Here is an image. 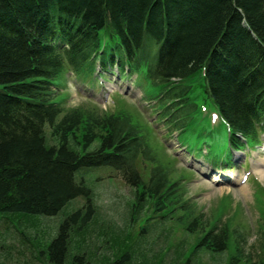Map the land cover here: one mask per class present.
<instances>
[{"label": "trees", "instance_id": "1", "mask_svg": "<svg viewBox=\"0 0 264 264\" xmlns=\"http://www.w3.org/2000/svg\"><path fill=\"white\" fill-rule=\"evenodd\" d=\"M162 3L0 0V84L10 94L0 92V212L47 216L76 197L83 200L59 223L43 250L49 256L45 264L86 259L77 252L70 256V240L71 231L85 226L94 211L91 189L77 175L90 166H109L140 191L134 209H142L148 197L151 214L197 235L180 264L188 263L195 248H230L229 264H264V212L258 260L249 263V255H243L244 234L231 221L221 223L218 216L206 217L197 209L182 172L173 169L172 159L137 112L124 103L112 111L97 105L66 108V95L52 89L54 79L68 68L77 77L90 76L97 59L121 71L128 67L137 82L145 80L146 95L156 100L155 111L167 118L170 129L189 130L198 77L203 98L228 124L231 140L240 144L238 134L252 138L253 118L264 117V0ZM64 13L69 22L58 20ZM121 19L137 33L134 25L147 19V29L156 37L131 40L119 28ZM42 125L50 127L49 137ZM216 209L220 215L222 209ZM107 264H132L131 253H120Z\"/></svg>", "mask_w": 264, "mask_h": 264}, {"label": "rangeland", "instance_id": "2", "mask_svg": "<svg viewBox=\"0 0 264 264\" xmlns=\"http://www.w3.org/2000/svg\"><path fill=\"white\" fill-rule=\"evenodd\" d=\"M105 75L110 81L102 82V87L96 85V92L92 95H90V90H86L82 84L74 80L73 75L69 77L67 85L69 96L65 101V106H85L97 102L102 104V109L109 110L113 109L116 103L109 97L108 102L104 105L102 95L110 93L112 96L118 93L130 109L137 108L144 113L143 118L154 120L153 115L151 117L153 110L150 108L153 103H146L142 99L140 89L131 83L133 76L119 81L117 75H113L112 78H109L108 73ZM68 76H70L69 73ZM54 81L61 86L65 85V80L61 76ZM195 83V90L201 91L202 87L199 85L198 77L195 79ZM191 120L196 130L203 128L211 130L210 142L216 146L214 151L221 154L220 157L224 159L226 151L224 125L219 122L215 125L210 124L209 118L200 112H193ZM47 127L48 125H46V130ZM161 127V123L156 125V129ZM165 132L166 129H162L159 136ZM164 142L168 153L177 157L174 161L175 169L182 171L189 178L185 182L188 190L187 195L197 202L206 217H213L212 214L223 193L231 194L224 197V201L232 197V201L239 205L236 210L239 211L238 218L240 222L244 221L245 224H243L246 226L243 229L245 232L244 241H242L243 255H249V263L256 262L260 249L257 222L259 212L263 207H260L258 202L260 198H264V179H259L263 183L253 179L250 181V177L244 185L217 184L203 177V172L197 169V165L191 164L184 149L176 142V134L166 136ZM194 143L195 140L192 139L191 145ZM200 144V141L197 142V145ZM251 149L242 151L246 152L248 162L252 161L251 159L255 155L257 158V155L264 156L259 148ZM240 162H243L242 158ZM247 165L251 170L252 165L249 163ZM185 167L195 169L194 173L191 169H184ZM203 170L206 169L203 168ZM77 175L84 176L91 189V202L94 211L91 213L92 218L90 216L91 219L85 226L79 230L71 231L70 256L77 252L85 254L87 259L79 260L76 264H107L125 251L131 253L132 264H180L183 260L182 252L184 250L186 252L188 246L195 244L197 235L184 232L181 225L170 218L160 219L158 214V217L146 222L139 221L141 216L151 213V207L147 203L148 197L145 198L142 209L139 211L134 209L133 203L140 191L121 181L113 168L109 166L83 167L78 170ZM220 188L222 189L220 190ZM82 203L81 197H76L58 213L47 216L0 212V264H45L43 260L46 254L43 250L54 237L59 223ZM231 211L228 209L222 220L228 217ZM141 226H143L141 230L145 231H139ZM231 254L230 248L222 252L195 248L186 264H229ZM65 264H70V260L67 259Z\"/></svg>", "mask_w": 264, "mask_h": 264}, {"label": "bare ground", "instance_id": "3", "mask_svg": "<svg viewBox=\"0 0 264 264\" xmlns=\"http://www.w3.org/2000/svg\"><path fill=\"white\" fill-rule=\"evenodd\" d=\"M231 1V4L234 2V0H230ZM161 4H163L162 3V0H161ZM107 10L108 9H106V11L105 12H107ZM164 10V9H163ZM238 12L239 13H242L240 10H238ZM105 14V13H104ZM61 15V17L62 18H58V20H61V21H63V22H69L70 21V19L66 16V14L64 13V14H60ZM104 18V17H103ZM102 18V19H103ZM121 20H123V19H121ZM103 21H105V23L107 24L108 22H109V18L106 16L104 19H103ZM146 21H147V19L144 21V22H142V23H140V25H134V29H136L137 31H138V33L137 32H135V31H132V32H130L129 30H127V29H129L128 28V26H129V24H128V22L126 21V20H123V21H121V23H120V30H122V31H124V28L127 30V33H128V35H130V37H131V40H133L134 41V37L135 38H138L139 40V43H141L142 41L141 40H144L145 42H146V40H145V38L146 39H150L151 38V36H155L156 34H155V32H152V31H149L148 29H147V24H146ZM161 21H162V24H165L166 26H167V24H169L168 23V21H167V19H166V17L165 16H162L161 17ZM117 22V21H116ZM115 22V23H116ZM118 22H120V20H118ZM117 22V23H118ZM148 22V21H147ZM165 26V27H166ZM66 27L68 28V26L66 25ZM78 28V26L77 25H75L74 26V29L72 30V31H75L76 29ZM163 28V27H162ZM36 29H38V25H36ZM133 29V28H132ZM133 29V30H134ZM152 29V28H151ZM71 31V32H72ZM77 36H78V34H77ZM138 36V37H137ZM167 36V33L166 32H163L162 34H161V37L162 38H165ZM130 37H128L127 36V38L130 40ZM156 37V36H155ZM165 40H167V39H165ZM5 87V88H4ZM7 88V85L5 84H0V92H2V94H5L6 93V96H8V97H10V94L8 93V90L6 89ZM9 94V95H8ZM39 94V93H38ZM20 97V96H19ZM46 128V125H42V130H44V135H45V137H49L50 136V127L48 126L47 127V130L45 129ZM237 155H239V154H237ZM252 170L256 173V174H258V176H259V178L260 179H264V157L263 158H261L260 160H255L254 162H253V167H252ZM218 175L216 174L215 175V177H213V180H216V179H218V177H217ZM127 186H129V187H132V186H130V185H127ZM222 188H220V190H221ZM14 213H16V212H14ZM43 262H45V263H49V256H46L45 255V257H44V260H43Z\"/></svg>", "mask_w": 264, "mask_h": 264}]
</instances>
